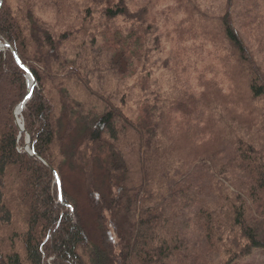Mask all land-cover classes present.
Segmentation results:
<instances>
[{
  "label": "trees",
  "instance_id": "1",
  "mask_svg": "<svg viewBox=\"0 0 264 264\" xmlns=\"http://www.w3.org/2000/svg\"><path fill=\"white\" fill-rule=\"evenodd\" d=\"M213 1L2 0L0 264H241L264 250V0H226L209 24ZM165 49L173 85L127 115L102 79L146 73Z\"/></svg>",
  "mask_w": 264,
  "mask_h": 264
},
{
  "label": "rangeland",
  "instance_id": "2",
  "mask_svg": "<svg viewBox=\"0 0 264 264\" xmlns=\"http://www.w3.org/2000/svg\"><path fill=\"white\" fill-rule=\"evenodd\" d=\"M154 2H164V0H152ZM213 4L205 5L206 8L209 10V24L212 23L214 20L215 15H219L218 9L223 6V2L226 0H216L213 1ZM232 2H240V0H233ZM213 26V25H212ZM211 26V27H212ZM0 49L5 51L7 49V45H3L0 43ZM166 49L168 47L166 46ZM165 51H153L150 55L149 62L146 67V73L141 74V65H137L132 74H106L105 77L102 79L101 83L106 91V94L116 95L115 102L116 104H120V99L123 94L126 96V108L125 112L127 115L131 117H139L142 115V107L146 106L144 104V98L147 97V94L154 90H168L170 86L173 85V79L170 77L169 73L164 70L162 66V62L166 59L169 55L168 50ZM206 58V62H214L213 58ZM181 64L179 67H182ZM195 75L191 72H187L183 75V80L185 84L189 82H194ZM28 87H29V80H28ZM118 93V94H116ZM96 102L93 101V105ZM18 106L14 110V117L15 112L18 110ZM24 108V107H23ZM16 122V120H15ZM19 122L22 124L21 119L19 117ZM29 134L25 133L24 136V146L19 151H24L26 153H31L29 145H30V136L27 138ZM70 147V144L67 145ZM61 175L64 181V189L68 192V195L71 199H73L77 205L79 210L81 211V216L87 226L89 234L94 241L98 240L97 235V228L94 220L93 213L89 206V200L87 196V192L85 189V185L83 182V177L74 171L70 166L65 163L64 168L61 170ZM102 180L101 178L99 181ZM56 184L58 185L59 190V200L58 203L65 205L63 202V196L61 194V184L60 179L55 176ZM61 196V197H60ZM69 208V207H68ZM69 212L73 223L77 222V217L74 215L72 209L69 208ZM264 264V250H255L252 252L251 255L244 258L241 261V264Z\"/></svg>",
  "mask_w": 264,
  "mask_h": 264
},
{
  "label": "water",
  "instance_id": "3",
  "mask_svg": "<svg viewBox=\"0 0 264 264\" xmlns=\"http://www.w3.org/2000/svg\"><path fill=\"white\" fill-rule=\"evenodd\" d=\"M2 2V0H0V3ZM8 47V46H7ZM16 57V56H15ZM31 80V87L29 88V95L31 94L32 92V89L33 87L35 86V80L31 77V75H28V80ZM25 105V102L22 104L21 107H19L18 109H23ZM15 120H16V124H17V127L19 128L20 132H25L24 128H23V125L19 122V119L16 117L15 115ZM27 138H29V136H27ZM30 156H33V153H29ZM61 197V196H60Z\"/></svg>",
  "mask_w": 264,
  "mask_h": 264
},
{
  "label": "bare ground",
  "instance_id": "4",
  "mask_svg": "<svg viewBox=\"0 0 264 264\" xmlns=\"http://www.w3.org/2000/svg\"><path fill=\"white\" fill-rule=\"evenodd\" d=\"M29 86L31 87V80L29 79ZM29 87V88H30ZM21 111H22V109L20 110V109H18V110H16V112H15V115H16V117L19 119V117H20V114H21Z\"/></svg>",
  "mask_w": 264,
  "mask_h": 264
}]
</instances>
